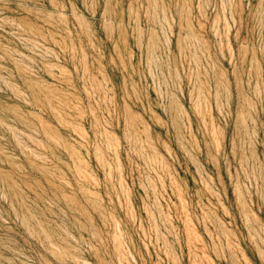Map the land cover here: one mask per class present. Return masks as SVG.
Instances as JSON below:
<instances>
[{
    "label": "rangeland",
    "instance_id": "obj_1",
    "mask_svg": "<svg viewBox=\"0 0 264 264\" xmlns=\"http://www.w3.org/2000/svg\"><path fill=\"white\" fill-rule=\"evenodd\" d=\"M0 264H264V0H0Z\"/></svg>",
    "mask_w": 264,
    "mask_h": 264
}]
</instances>
